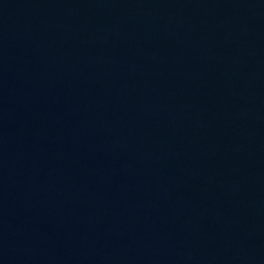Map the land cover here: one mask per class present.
<instances>
[{
	"label": "water",
	"instance_id": "obj_1",
	"mask_svg": "<svg viewBox=\"0 0 264 264\" xmlns=\"http://www.w3.org/2000/svg\"><path fill=\"white\" fill-rule=\"evenodd\" d=\"M0 264H264V0H0Z\"/></svg>",
	"mask_w": 264,
	"mask_h": 264
}]
</instances>
